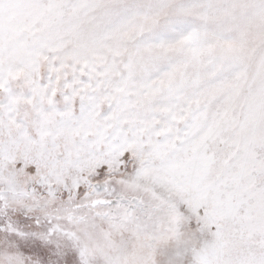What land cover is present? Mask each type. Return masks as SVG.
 <instances>
[{"label": "snow or ice", "instance_id": "obj_1", "mask_svg": "<svg viewBox=\"0 0 264 264\" xmlns=\"http://www.w3.org/2000/svg\"><path fill=\"white\" fill-rule=\"evenodd\" d=\"M0 264H264V0H0Z\"/></svg>", "mask_w": 264, "mask_h": 264}]
</instances>
